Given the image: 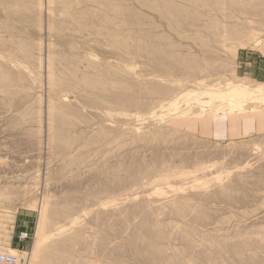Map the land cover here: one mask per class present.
<instances>
[{
  "label": "rangeland",
  "instance_id": "rangeland-1",
  "mask_svg": "<svg viewBox=\"0 0 264 264\" xmlns=\"http://www.w3.org/2000/svg\"><path fill=\"white\" fill-rule=\"evenodd\" d=\"M225 1L0 0V252L264 264V0Z\"/></svg>",
  "mask_w": 264,
  "mask_h": 264
},
{
  "label": "bare ground",
  "instance_id": "bare-ground-1",
  "mask_svg": "<svg viewBox=\"0 0 264 264\" xmlns=\"http://www.w3.org/2000/svg\"><path fill=\"white\" fill-rule=\"evenodd\" d=\"M189 1H192V0H189ZM203 1V0H202ZM210 1V0H209ZM211 1H213V0H211ZM208 2V1H207ZM207 2L205 3V4H207ZM223 2V1H222ZM224 2H226L225 0H224ZM232 2V1H231ZM126 3V2H125ZM196 3V2H195ZM230 3V2H229ZM221 4V3H220ZM168 5V4H167ZM180 5V4H179ZM229 5V4H228ZM230 5H231V3H230ZM229 5V6H230ZM262 5V4H261ZM50 6V5H49ZM143 6V5H142ZM51 7V6H50ZM168 7V6H167ZM234 7V6H233ZM256 8V7H255ZM180 9V8H179ZM190 9V8H189ZM251 9V8H250ZM177 10V9H176ZM175 10V11H176ZM182 10V9H181ZM202 10V9H201ZM172 11H174V10H172ZM171 11V13H173ZM85 12V11H84ZM87 12V11H86ZM5 13V12H4ZM79 13H77L76 15H78ZM182 14V13H181ZM263 14V13H262ZM173 15H174V13H173ZM180 15V14H179ZM178 15H176V17H177ZM259 17V16H258ZM174 18V17H173ZM129 19V18H128ZM177 19V18H176ZM183 20V19H182ZM72 21V20H71ZM138 21V20H137ZM192 21V20H191ZM213 21V20H212ZM211 21V22H212ZM244 22V21H243ZM246 22V21H245ZM83 23V22H82ZM196 23V22H195ZM188 24H190V23H188ZM67 26V25H66ZM200 26V25H199ZM5 27V26H4ZM3 27V28H4ZM9 27V26H8ZM229 27V26H228ZM232 27H233V25H232ZM236 27V26H235ZM11 28V27H10ZM14 28V27H13ZM12 28V29H13ZM234 28V27H233ZM230 29V28H229ZM2 30V29H1ZM14 30V29H13ZM22 30H24L23 28H22ZM197 31H198V29H196ZM247 30V29H246ZM4 31V30H3ZM9 31V30H8ZM15 31V30H14ZM21 31V30H20ZM43 31V30H42ZM193 31V30H192ZM226 31V30H225ZM242 31V30H241ZM16 32H17V30H16ZM19 32V31H18ZM25 32V31H24ZM23 32V33H24ZM6 33H7V30H6ZM11 33V32H10ZM14 34V33H13ZM13 34H12V36H13ZM49 34H50V32H49ZM61 34V33H60ZM208 34V33H207ZM230 34V33H229ZM7 35V34H6ZM137 35V34H136ZM9 36V35H8ZM212 36V35H211ZM4 37V36H3ZM3 37H0V38H2V39H4ZM17 37V36H16ZM25 37V36H24ZM144 37V36H143ZM147 37V36H146ZM192 37V36H191ZM14 38V37H13ZM18 38V37H17ZM52 38V37H51ZM235 38V37H234ZM16 39V38H15ZM23 39V38H22ZM6 40V39H5ZM7 40H9V38L7 39ZM11 40V39H10ZM10 40H9V42H10ZM14 40V39H13ZM12 40V41H13ZM17 40V39H16ZM20 40V39H19ZM22 41H24V40H22ZM1 42V41H0ZM3 42V41H2ZM6 42V41H5ZM8 42V43H9ZM14 42V44L16 43L17 44V42H15V41H13ZM13 42H10V43H12L13 44ZM20 42H21V40H20ZM9 43V44H10ZM36 43V42H35ZM15 46V45H14ZM137 46V45H136ZM195 47V46H194ZM36 48V47H35ZM69 48V47H68ZM181 48H182V46H181ZM37 49V48H36ZM49 49V48H48ZM52 49V48H51ZM7 50H9V49H7ZM167 49H166V47H165V51H166ZM149 51V50H148ZM165 53V52H164ZM164 53H163V55H164ZM175 53V52H174ZM49 54V53H48ZM154 54V53H153ZM49 56V55H48ZM16 57V56H15ZM50 57V56H49ZM49 57H48V59H49ZM160 57V56H159ZM175 57V56H174ZM215 57H217V56H215ZM66 58V57H65ZM64 58V59H65ZM69 58V57H68ZM67 58V59H68ZM17 59V58H16ZM61 59V58H60ZM153 59V58H152ZM183 59V58H182ZM196 59H197V57H196ZM12 60V59H11ZM11 60H10V62H11ZM52 59L50 58V61H51ZM154 60V59H153ZM25 62V61H24ZM53 62V61H52ZM51 62V63H52ZM69 62V61H68ZM187 62V61H186ZM49 63V62H48ZM161 63V62H160ZM183 64V63H182ZM32 65V64H31ZM100 65V64H99ZM103 65V64H102ZM162 65V64H161ZM51 66V65H50ZM53 66V65H52ZM54 67V66H53ZM182 67V66H181ZM206 67V66H205ZM20 68V67H19ZM56 68V67H55ZM176 68V67H175ZM200 68V67H199ZM2 69H4V68H2ZM31 69V68H30ZM109 69V68H108ZM210 69V68H209ZM52 69L50 68V71H51ZM54 71V70H53ZM178 71V70H177ZM213 71V70H212ZM9 71L8 70H6V73H8ZM101 72V71H100ZM179 72V71H178ZM211 72V71H210ZM49 73V72H48ZM51 73V72H50ZM182 73V72H181ZM207 73V72H206ZM9 75H11L10 73H8ZM18 74V73H17ZM24 74V73H23ZM106 74V73H105ZM14 74H12L11 76H13ZM19 76H20V74H19ZM28 76V75H27ZM50 76V75H49ZM205 76V75H204ZM14 77H16V76H14ZM14 77H12V78H14ZM126 77V76H125ZM192 77V76H191ZM203 77V76H202ZM3 78H5L4 76H3ZM8 78V77H7ZM1 79H2V77H1ZM13 80V79H12ZM3 82H4V79L2 80ZM52 81H53V78H52ZM79 81V80H78ZM14 82H17V80L16 81H14ZM54 82V81H53ZM53 82H51L52 83V85L54 84ZM75 83H77V82H75ZM17 84V83H16ZM50 84V83H49ZM85 84V83H84ZM83 84V85H84ZM147 84V83H146ZM75 85V84H74ZM83 85H81V86H83ZM29 86V85H28ZM76 86V85H75ZM1 87H2V85H1ZM74 87V86H73ZM105 87V86H104ZM232 87V86H231ZM3 88V87H2ZM230 88V87H229ZM234 88H235V86H234ZM1 89V88H0ZM137 89H139V88H137ZM152 89H153V87H152ZM2 90V89H1ZM166 90V89H165ZM211 90V89H210ZM52 91V90H51ZM156 91H157V89H156ZM161 91V90H160ZM207 91H208V89H207ZM212 91H214V90H212ZM211 91V92H212ZM225 91V90H224ZM249 91V90H248ZM251 91V90H250ZM14 92V91H13ZM16 92V91H15ZM152 92V91H151ZM162 92V91H161ZM167 92V91H166ZM208 92H210V91H208ZM215 92V91H214ZM17 93V92H16ZM20 93V92H19ZM18 93V94H19ZM154 93V92H153ZM226 93V92H225ZM30 94V93H29ZM207 94V93H206ZM16 95V94H15ZM154 95V94H153ZM247 95V93H243V91H241V90H239V89H235V90H233L231 93H229L228 94V98H230L231 99V101H234V103L236 104V103H238L239 101H240V98H242V97H244V96H246ZM11 96H12V92H11ZM13 96H14V93H13ZM135 96V95H134ZM157 96V95H156ZM162 97V96H161ZM200 98V97H199ZM117 99V98H116ZM126 99H127V97H126ZM129 99V98H128ZM23 100V99H22ZM215 100V99H214ZM227 100H229V99H227ZM13 101V100H12ZM15 101V100H14ZM132 101H134V100H132ZM147 101V100H146ZM11 102V101H10ZM243 102V101H242ZM217 103V101L215 102V104ZM246 103V102H245ZM141 105V104H140ZM145 105V104H144ZM225 105H226V103H225ZM238 105V107L239 108H242V106H241V103H239V104H237ZM146 106V105H145ZM133 107H134V105H133ZM143 107V106H142ZM214 107V106H213ZM206 108H208V107H206ZM205 108V109H206ZM247 108V107H246ZM209 109V108H208ZM215 109V108H214ZM214 109H213V111H214ZM5 110V109H4ZM239 110H241V109H239ZM210 111H211V109H210ZM13 112V111H12ZM117 113V112H116ZM203 113H204V111H203ZM64 114V113H63ZM69 114V113H68ZM233 114V113H232ZM105 115V114H104ZM84 118V117H83ZM55 120V119H54ZM130 120V119H129ZM73 121V120H72ZM86 123V122H85ZM14 127V126H13ZM12 128V127H11ZM3 129V128H2ZM22 129V128H21ZM116 130V129H115ZM33 134H35V133H33ZM18 135V134H17ZM16 135V136H17ZM20 135V134H19ZM23 135V134H22ZM82 136V135H81ZM80 136V137H81ZM94 136V135H93ZM22 137V136H21ZM35 137V136H34ZM36 139H37V137H36ZM86 139V138H85ZM81 140V139H80ZM95 141V140H94ZM2 143V142H1ZM0 143V144H1ZM57 144V143H56ZM78 144V143H77ZM4 145V144H3ZM46 146V145H45ZM3 148V147H2ZM1 148V149H2ZM14 148V147H13ZM56 150V149H55ZM4 151V150H3ZM8 151V150H7ZM82 153V152H81ZM99 153V152H98ZM54 156V155H53ZM33 157V156H32ZM96 157V156H95ZM264 159V158H263ZM35 160V159H34ZM66 160V159H65ZM97 160V159H96ZM254 160V159H253ZM54 161V160H53ZM258 162V161H257ZM263 162V161H262ZM76 163V162H75ZM247 164V163H246ZM248 165V164H247ZM246 166V165H245ZM250 167V166H249ZM7 168V167H6ZM244 168V167H243ZM115 171V170H114ZM252 171V170H251ZM114 174V173H113ZM105 176V175H104ZM244 177H246V176H244ZM70 183V182H69ZM124 184V183H123ZM119 185V184H118ZM121 185V184H120ZM143 186V185H142ZM111 188V187H110ZM97 190V189H96ZM100 191V190H99ZM104 191H106V190H104ZM92 192V191H91ZM107 192V191H106ZM115 193H116V191H115ZM75 194V193H74ZM103 195V194H102ZM113 195V194H112ZM70 196V195H69ZM82 196V195H81ZM98 196V195H97ZM104 196V195H103ZM108 196V195H107ZM176 196H179V195H176ZM79 197V196H78ZM110 197V196H109ZM111 198V197H110ZM126 198V197H125ZM60 199V198H59ZM62 199V198H61ZM64 199V198H63ZM74 199V198H73ZM103 199V198H102ZM105 199V198H104ZM103 199V200H104ZM118 199H119V197H118ZM64 201V200H63ZM77 201V200H76ZM99 202V201H98ZM116 203V202H115ZM135 203V202H134ZM67 204V203H66ZM109 204V203H108ZM114 205V204H113ZM112 205V206H113ZM116 205V204H115ZM111 206V207H112ZM110 206H109V208L108 207H105L104 206V208H106V209H109L110 210V208H111ZM114 207V206H113ZM112 207V208H113ZM117 207V206H116ZM102 208V207H101ZM119 207H117V211L119 210L118 209ZM106 209H104V210H106ZM143 209H145V208H143ZM146 209H147V207H146ZM108 210V211H109ZM112 210V209H111ZM110 210V211H111ZM148 210V209H147ZM73 211V210H72ZM115 211V210H114ZM100 213H101V211H100ZM86 214V213H85ZM93 214V213H92ZM113 214V213H112ZM144 214V213H143ZM101 215V214H100ZM144 215H146V214H144ZM150 215V214H149ZM95 216V215H94ZM111 216V215H110ZM247 218V217H246ZM105 219V218H104ZM147 221H148V218L146 219ZM76 221V220H75ZM103 221V220H102ZM129 221V220H128ZM112 222V221H111ZM136 222V221H135ZM264 222V221H263ZM75 223V222H74ZM101 223V222H100ZM131 223V222H130ZM109 224V223H108ZM118 224V223H117ZM133 224V223H132ZM151 224V223H150ZM258 224V223H257ZM71 225H72V223H71ZM86 225V224H85ZM114 225V224H113ZM130 225V224H129ZM103 226H105V225H103ZM107 226V225H106ZM260 226V225H259ZM113 227V226H112ZM251 227V226H250ZM75 228V227H74ZM88 228V227H87ZM92 228V227H91ZM107 228V227H106ZM73 229V228H72ZM93 229V228H92ZM165 229V228H164ZM244 229V228H243ZM110 230V229H109ZM113 230V229H112ZM83 231V230H82ZM153 231V230H152ZM167 231V230H166ZM195 231V230H194ZM244 231V230H243ZM106 232V231H105ZM127 232V231H126ZM155 232V231H154ZM156 232H157V229H156ZM176 232V231H175ZM190 232V231H189ZM206 232V231H205ZM251 232V231H250ZM103 233V232H102ZM158 233H159V231H158ZM162 233V232H161ZM170 233V232H169ZM202 235H203V232H200ZM232 233V232H231ZM130 234H131V232H130ZM134 234V233H133ZM163 234V233H162ZM167 234V233H166ZM176 234V233H175ZM186 234V233H185ZM189 234V233H188ZM242 234V233H241ZM155 235V234H154ZM182 235H183V233H182ZM192 235V234H191ZM236 235V234H235ZM135 236V235H134ZM156 236H158V235H155V237ZM160 236H162L163 237V235H161L160 234ZM195 236V235H194ZM205 236V235H204ZM232 236H234V235H232ZM123 237H124V235H123ZM152 237V236H151ZM203 237V236H202ZM250 237V236H249ZM132 238V237H131ZM161 238V237H160ZM169 238V237H168ZM178 238V237H177ZM184 238V237H183ZM233 238V237H232ZM158 239H159V237H158ZM162 239V238H161ZM160 239V240H161ZM228 239V238H227ZM231 239V238H230ZM101 240V239H100ZM129 240V239H128ZM160 240H158V241H160ZM169 240V239H168ZM194 240V239H193ZM211 240H213V239H211ZM92 241V240H91ZM104 241H106V240H104ZM151 241V240H150ZM173 241V240H172ZM238 241V240H237ZM44 242H45V239L43 238L42 240H38L37 242H36V246H35V248H34V251L32 252V256H34L35 257V251H37L41 246H42V244H44ZM186 242V241H185ZM240 242V241H239ZM244 242V241H243ZM255 242H256V240H255ZM259 242V241H258ZM157 243V242H156ZM194 243V242H193ZM225 243V242H224ZM232 243V242H231ZM241 243V242H240ZM245 243V242H244ZM102 244H104V243H102ZM109 244V243H108ZM151 245H152V243H150ZM260 244H261V242H260ZM78 245V244H77ZM137 245V244H136ZM142 245V244H141ZM144 245V244H143ZM150 245V246H151ZM259 245V244H258ZM98 246H100V245H98ZM152 246H154L155 248H158L157 246H159V245H157V246H155V244L154 245H152ZM231 246V245H230ZM247 246V245H246ZM255 246H256V243H255ZM97 247V246H96ZM107 247V246H106ZM112 247V246H111ZM160 247H161V245H160ZM167 247H169V246H167ZM167 247H165V249H167ZM209 247V246H208ZM232 247V246H231ZM241 247V246H240ZM83 248V247H82ZM110 248V247H109ZM116 248V247H115ZM139 248V247H138ZM143 248V247H142ZM144 248H145V246H144ZM212 248V247H211ZM253 248V247H252ZM164 249V248H163ZM162 249V250H163ZM164 249V250H165ZM229 249V248H228ZM163 250V251H164ZM170 250H171V246H170ZM172 250H174V249H172ZM181 250V249H180ZM112 251V250H111ZM115 251V250H114ZM155 251H160V250H155ZM162 251V252H163ZM167 251H169V250H167ZM207 251V250H206ZM10 252L11 253H16V250H13V249H11L10 250ZM253 252V251H252ZM110 253V252H109ZM157 253H159V252H157ZM201 253V252H200ZM233 253V252H232ZM115 254V253H114ZM141 254V253H140ZM175 254V253H174ZM173 254V255H174ZM186 254V253H185ZM218 254V253H217ZM31 255V254H30ZM29 255V256H30ZM102 255V254H101ZM139 255V254H138ZM142 255V254H141ZM160 255H162L161 254V252H160ZM183 255H184V253H183ZM239 255V254H238ZM61 256V254L58 256L60 259L62 258V257H60ZM116 256V255H115ZM175 256V255H174ZM173 256V257H174ZM182 256V255H181ZM185 256V255H184ZM197 256V255H196ZM67 258V256H64V258ZM106 257V256H105ZM140 257V256H139ZM172 257V256H171ZM172 257V258H173ZM188 257V256H187ZM260 257V256H259ZM113 258V257H112ZM242 258V257H241ZM250 258V257H249ZM27 259V258H26ZM28 259H29V257H28ZM28 259H27V262H28ZM117 259V258H116ZM174 259V258H173ZM178 259V258H177ZM190 259H191V257H190ZM245 259V258H244ZM181 260V259H180ZM195 261V260H194ZM211 261V260H210ZM158 262V261H157ZM164 262V261H163ZM197 262V261H196ZM195 262V263H196Z\"/></svg>",
  "mask_w": 264,
  "mask_h": 264
},
{
  "label": "built area",
  "instance_id": "built-area-1",
  "mask_svg": "<svg viewBox=\"0 0 264 264\" xmlns=\"http://www.w3.org/2000/svg\"><path fill=\"white\" fill-rule=\"evenodd\" d=\"M27 237V234L22 233L20 238L25 240ZM0 264H20V260L12 254L0 252Z\"/></svg>",
  "mask_w": 264,
  "mask_h": 264
},
{
  "label": "crops",
  "instance_id": "crops-1",
  "mask_svg": "<svg viewBox=\"0 0 264 264\" xmlns=\"http://www.w3.org/2000/svg\"><path fill=\"white\" fill-rule=\"evenodd\" d=\"M179 198H182V197H179Z\"/></svg>",
  "mask_w": 264,
  "mask_h": 264
}]
</instances>
